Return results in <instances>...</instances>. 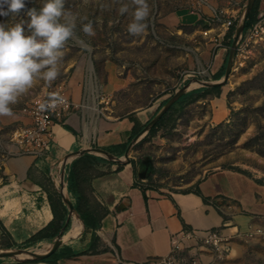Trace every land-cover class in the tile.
<instances>
[{"label":"rangeland","instance_id":"rangeland-1","mask_svg":"<svg viewBox=\"0 0 264 264\" xmlns=\"http://www.w3.org/2000/svg\"><path fill=\"white\" fill-rule=\"evenodd\" d=\"M147 2L148 28L132 36L127 31L131 16L120 15V5L112 0H65L66 9L93 21L95 36H86L78 21L76 34L64 49L58 78L51 85L37 80L11 106L14 117H0V155L13 144L27 103L56 86L66 89L68 81L82 72L84 86L93 87L96 96L106 94L101 85L110 76L120 78V87L100 98L115 117L151 108L153 118L177 93L204 88L200 83L188 87L195 80L224 81L219 96L199 90L197 100L168 117L154 136L138 142L133 147L136 161H147L148 185L172 192H189L204 177L227 170L248 177L264 193V37L252 38L246 45L239 40L229 73L225 70L219 80L214 79L226 58L227 67L248 0ZM40 6L41 0H27V8ZM15 19L28 18L22 10L15 18L0 17V23ZM250 227L252 234H247ZM259 228L264 230V213L254 215L248 229L230 230V252L215 259L216 264H264ZM6 242L0 236V249Z\"/></svg>","mask_w":264,"mask_h":264},{"label":"crops","instance_id":"crops-1","mask_svg":"<svg viewBox=\"0 0 264 264\" xmlns=\"http://www.w3.org/2000/svg\"><path fill=\"white\" fill-rule=\"evenodd\" d=\"M264 9L261 0L259 10ZM120 87V78L110 76L101 85L106 94L84 86L83 72L67 84L69 97L81 107L73 111L63 124L52 127L54 138L45 155L34 157L19 154L15 145H8L0 155V236L7 233V242L18 258L0 255V264H146L167 256L171 238L182 230L222 228L225 233L248 229L253 216L264 213V193L248 177L233 171H219L204 177L189 192H172L146 183L147 161H136L134 118L141 125L152 119V109L115 117L102 106L100 98ZM106 95V96H104ZM104 96V97H103ZM20 128L31 124L24 114ZM16 129V130H18ZM123 148V145H126ZM134 151V156L130 152ZM99 153L109 154L114 159ZM85 154L103 158L93 166V176L80 186L85 192L94 221L87 226L76 210V196L69 191L68 175L74 162ZM116 159V160H115ZM134 163V164H133ZM84 163L77 165L83 176ZM200 190L201 196L196 194ZM59 195L66 208L59 233L52 239L30 241L54 219L50 197ZM205 199V201H204ZM73 207H70L68 202ZM229 210H234L231 212ZM234 224V228H223ZM0 249V250H1ZM56 262L35 261L29 256L40 252L67 253ZM205 253L203 260H210ZM50 256V255H49Z\"/></svg>","mask_w":264,"mask_h":264},{"label":"clouds","instance_id":"clouds-1","mask_svg":"<svg viewBox=\"0 0 264 264\" xmlns=\"http://www.w3.org/2000/svg\"><path fill=\"white\" fill-rule=\"evenodd\" d=\"M112 3L120 5V15L131 16L127 25L130 35L139 36L147 30L150 16L147 0L127 3L112 0ZM26 4L27 0H0V17L15 18L24 10L28 18L0 23V117H14L11 106L37 80L51 85L58 78L64 49L76 34L78 21L86 36H95L93 21L66 9L65 0H41L39 8H27ZM65 103L58 91L51 92L47 100L38 102L37 111H54Z\"/></svg>","mask_w":264,"mask_h":264},{"label":"built area","instance_id":"built-area-1","mask_svg":"<svg viewBox=\"0 0 264 264\" xmlns=\"http://www.w3.org/2000/svg\"><path fill=\"white\" fill-rule=\"evenodd\" d=\"M229 21L226 26H231ZM264 37V9L254 23L244 30L240 41L246 45L252 38ZM58 91L66 103L58 106L54 111L38 112V102L47 100L48 94ZM81 104L73 101L63 86H56L49 91L32 99L22 109L31 124L16 130L12 135V143L19 149V154L40 157L46 154L54 138L52 127L56 123L63 124L73 111ZM250 227L247 234H252ZM255 232V231H254ZM238 233V231L236 232ZM256 233L264 237V230L259 228ZM233 233L228 234L222 228L207 230H182L171 238L170 253L158 260L146 264H216L215 259H223L230 252ZM205 253L210 254V260L204 261ZM132 264V263H129Z\"/></svg>","mask_w":264,"mask_h":264},{"label":"trees","instance_id":"trees-1","mask_svg":"<svg viewBox=\"0 0 264 264\" xmlns=\"http://www.w3.org/2000/svg\"><path fill=\"white\" fill-rule=\"evenodd\" d=\"M261 0H256L254 3V6L252 10L249 13L248 19L246 21L245 29H247L252 23L255 22L258 14H259V5ZM235 30V25L231 27L229 32V38L232 39L233 33ZM232 41V40H231ZM231 44V42H229ZM227 59H225V65L219 70L215 75L214 79L219 80L225 73L226 70V62ZM221 85L213 86V87H204L202 89L203 95L207 93H214L217 96L221 93ZM199 90L191 91L189 93L183 94L170 108L169 110L161 117V119L154 125L146 135L148 136H154L157 131L164 125L166 122V119L172 115H175L177 113H180L186 106L197 100V93ZM135 121V125L132 130V136L134 137L137 135L144 127L145 125H141L137 119H133ZM145 137V138H146ZM144 138V139H145ZM143 139V140H144ZM126 145H123V148H126ZM103 160V158L97 157L95 155L91 154H85L82 158L78 159L76 162H74V166L72 171L68 175V181H69V191L76 196V210L80 214L81 220L89 227L96 229L99 226V221H94V217L90 211V205L87 200L85 192L83 193V190L80 186V179L81 177L84 178V182L87 181L88 178H91L93 176V170L94 165L97 163V161ZM83 162V176H79V172L76 170V167L79 163ZM134 164V163H133ZM196 194L201 196V192L198 189L196 191ZM51 206L54 214V219L52 222L42 229L40 232H38L36 235H34L30 241H37V240H44V239H52L54 238L60 231V228L62 227L61 222L65 219V211L66 208L62 203V200L59 195H56V197H50ZM205 201V199H204ZM4 236L6 238H10V236L4 232ZM12 244L9 242H6L3 248H11ZM50 255V256H49ZM73 255L71 251H68L67 253H42L40 254L35 261H48V262H56L59 258L63 256H69Z\"/></svg>","mask_w":264,"mask_h":264},{"label":"water","instance_id":"water-1","mask_svg":"<svg viewBox=\"0 0 264 264\" xmlns=\"http://www.w3.org/2000/svg\"><path fill=\"white\" fill-rule=\"evenodd\" d=\"M256 0H248L247 5H246V10L244 13V16L240 22V24L238 25L237 29H236V33L233 37V41H232V45H231V52H230V56H229V60L227 63V67H226V75L229 73L231 65H232V59L235 55L236 52V48L238 45V41L240 40L244 29H245V25H246V21L248 19L249 13L252 10L254 3ZM198 83L202 84L204 87H212V86H217L222 84V82L224 81H220V82H216V83H208L205 81H197ZM184 93H177L176 95H174V97H172L167 103L166 105L151 119V121H149V123L142 129V131L133 139V142L129 145L127 152L125 153L124 158L122 159H117L119 161H124L127 157H128V151L132 148L134 142H136L142 135L146 134L149 132V130L156 125V123L161 119V117L169 110V108L183 95ZM100 155L109 158V159H114L113 156L109 155V154H104V153H99ZM116 160V159H115ZM68 202V201H67ZM70 207H73L70 202H68ZM6 251L10 252V254L5 253ZM40 252H36L32 255H30V258H37L39 256ZM1 254H7L12 256L13 258H18V256H16L13 252V250H0V255Z\"/></svg>","mask_w":264,"mask_h":264},{"label":"bare ground","instance_id":"bare-ground-1","mask_svg":"<svg viewBox=\"0 0 264 264\" xmlns=\"http://www.w3.org/2000/svg\"><path fill=\"white\" fill-rule=\"evenodd\" d=\"M196 84H199L196 80L193 82V83H191L190 85H188V87H193V86H195ZM5 253H8V254H10V252H8V251H6ZM17 253V252H16ZM16 253H14L15 255H16ZM18 254V253H17Z\"/></svg>","mask_w":264,"mask_h":264}]
</instances>
